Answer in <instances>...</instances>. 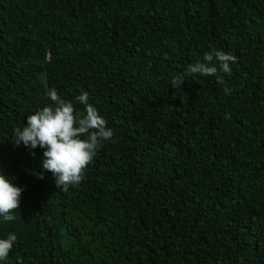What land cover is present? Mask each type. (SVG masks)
Listing matches in <instances>:
<instances>
[{"label":"trees","instance_id":"16d2710c","mask_svg":"<svg viewBox=\"0 0 264 264\" xmlns=\"http://www.w3.org/2000/svg\"><path fill=\"white\" fill-rule=\"evenodd\" d=\"M213 50L223 84L186 74ZM49 89L114 133L66 192L13 141ZM0 173V264H264V0H0Z\"/></svg>","mask_w":264,"mask_h":264},{"label":"clouds","instance_id":"9594fccd","mask_svg":"<svg viewBox=\"0 0 264 264\" xmlns=\"http://www.w3.org/2000/svg\"><path fill=\"white\" fill-rule=\"evenodd\" d=\"M236 61L237 57L230 53L213 50L204 54L203 62L189 64L186 74L213 76L223 84L224 76L221 73L231 75V64ZM184 82V77L178 75L172 79L171 86L178 89ZM230 91L224 88L226 95ZM46 95L52 103L29 115L26 126L14 130L13 141L15 146L23 145L30 150L38 147L44 149L42 169L52 174L59 190L66 192L69 187L78 186L84 180L86 168L114 133L97 108L89 103L87 92L75 98L77 103L84 105V111H77L74 103L61 98L56 89H49ZM39 178L43 179V174ZM23 191L0 173V217L5 222L16 219L12 213L20 209ZM16 242L14 233L0 238V261L8 259Z\"/></svg>","mask_w":264,"mask_h":264}]
</instances>
